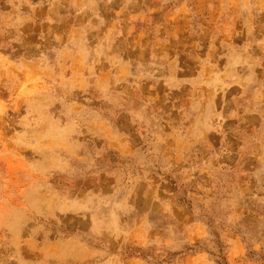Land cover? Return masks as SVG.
Returning <instances> with one entry per match:
<instances>
[{"label":"rangeland","instance_id":"obj_1","mask_svg":"<svg viewBox=\"0 0 264 264\" xmlns=\"http://www.w3.org/2000/svg\"><path fill=\"white\" fill-rule=\"evenodd\" d=\"M0 264H264V0H0Z\"/></svg>","mask_w":264,"mask_h":264}]
</instances>
